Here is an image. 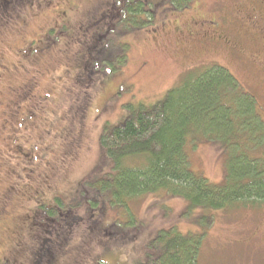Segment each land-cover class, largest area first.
<instances>
[{
    "label": "rangeland",
    "instance_id": "rangeland-1",
    "mask_svg": "<svg viewBox=\"0 0 264 264\" xmlns=\"http://www.w3.org/2000/svg\"><path fill=\"white\" fill-rule=\"evenodd\" d=\"M50 1L0 7V264H137L171 227L203 232L198 264H264V204L210 215L165 195L116 205L96 189L110 170L103 125L129 103L161 99L186 71L225 66L264 118V0H189L181 9L164 0L131 32L122 23L110 30V0ZM216 17L219 28L208 31L222 41L204 43L201 19ZM96 32L111 37L101 43L114 53L106 61L95 59ZM190 167L221 182L220 148L200 139Z\"/></svg>",
    "mask_w": 264,
    "mask_h": 264
},
{
    "label": "trees",
    "instance_id": "trees-1",
    "mask_svg": "<svg viewBox=\"0 0 264 264\" xmlns=\"http://www.w3.org/2000/svg\"><path fill=\"white\" fill-rule=\"evenodd\" d=\"M11 1L0 0V7ZM163 1L110 0V30L119 23L127 26L128 32L143 28L153 6ZM166 3L168 8L181 9L189 0ZM97 23H89L86 29L94 33V27L100 26ZM201 23L204 43L222 41L218 35L207 38L208 33L211 35L208 27L220 26L217 17L202 18ZM95 34V59L112 57L114 53L107 54L101 46L111 37L98 41L100 36ZM227 38L225 35L223 40ZM127 42H121V46L126 47ZM178 77L179 82L161 99L129 103L121 120L103 125L100 145L110 170L96 181V189L108 193L109 201L116 205L141 196L165 195L180 197L210 215L213 211L261 206L264 118L256 98L221 64L195 68ZM200 139L216 145L223 154L225 172L219 183L210 182L190 167L191 152ZM202 237V231L184 233L175 227L160 230L148 243L144 260L137 264H198Z\"/></svg>",
    "mask_w": 264,
    "mask_h": 264
},
{
    "label": "flooded vegetation",
    "instance_id": "flooded-vegetation-1",
    "mask_svg": "<svg viewBox=\"0 0 264 264\" xmlns=\"http://www.w3.org/2000/svg\"><path fill=\"white\" fill-rule=\"evenodd\" d=\"M202 25H203V24H202ZM202 29H204V28H202ZM202 31H203V30H201V33L199 34V35H200L199 39H201V41H204V40H202V39H204V36H203ZM209 37H210V38H211V37L213 38L214 35H213V34L210 35V34L208 33L207 38H209Z\"/></svg>",
    "mask_w": 264,
    "mask_h": 264
}]
</instances>
